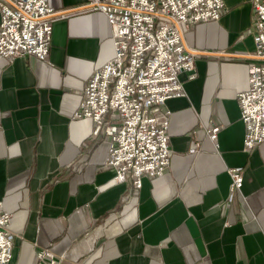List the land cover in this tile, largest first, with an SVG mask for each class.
Returning a JSON list of instances; mask_svg holds the SVG:
<instances>
[{
  "label": "crops",
  "instance_id": "crops-1",
  "mask_svg": "<svg viewBox=\"0 0 264 264\" xmlns=\"http://www.w3.org/2000/svg\"><path fill=\"white\" fill-rule=\"evenodd\" d=\"M48 2V60L0 58V203L12 216L11 264H36L45 249L58 264H264V144L244 150L238 102L259 61L252 0H224L220 20L182 26L195 79L181 73L186 96L162 107L171 162L139 190L116 183L105 164L106 128L117 116L98 137L93 121L73 118L91 74L114 56L108 20L88 0ZM232 170L244 184L230 199Z\"/></svg>",
  "mask_w": 264,
  "mask_h": 264
},
{
  "label": "built area",
  "instance_id": "built-area-1",
  "mask_svg": "<svg viewBox=\"0 0 264 264\" xmlns=\"http://www.w3.org/2000/svg\"><path fill=\"white\" fill-rule=\"evenodd\" d=\"M252 5L251 34L259 61L250 67V89L238 94L246 152L264 144V0H252ZM224 8V0H88V9L108 20L114 56L91 74L73 118L93 121L98 137L107 116H117L119 123L106 128L111 142L105 162L114 168L116 183L131 182L139 190L144 176L160 177L169 167L170 112L163 114L162 107L186 96L180 74L188 73L194 80L196 70V54L186 49L182 26L218 21ZM0 9V58L47 61L53 33L50 17L55 14L48 0H12ZM218 132L217 127L210 129V139L216 141ZM231 178L230 199L244 184L242 171L232 170ZM11 218L0 203V264L13 259ZM36 264L58 261L45 249L37 254Z\"/></svg>",
  "mask_w": 264,
  "mask_h": 264
},
{
  "label": "water",
  "instance_id": "water-1",
  "mask_svg": "<svg viewBox=\"0 0 264 264\" xmlns=\"http://www.w3.org/2000/svg\"><path fill=\"white\" fill-rule=\"evenodd\" d=\"M63 14H66V13H63Z\"/></svg>",
  "mask_w": 264,
  "mask_h": 264
}]
</instances>
